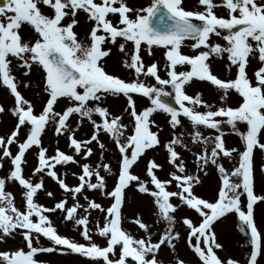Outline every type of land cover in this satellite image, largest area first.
Instances as JSON below:
<instances>
[{
	"label": "snow or ice",
	"instance_id": "6c2138e0",
	"mask_svg": "<svg viewBox=\"0 0 264 264\" xmlns=\"http://www.w3.org/2000/svg\"><path fill=\"white\" fill-rule=\"evenodd\" d=\"M218 8L226 14H218ZM80 13L91 23L84 39L75 30ZM25 25L34 36H25ZM213 36L224 43L213 42ZM105 45L118 48L129 79L107 70L105 62L112 48ZM185 46L193 54L185 53ZM142 47L149 55L154 47L165 50L163 77L158 62L145 64ZM214 58L226 60L229 73L235 68L234 76L214 74ZM252 59L259 67L250 76ZM33 67L43 72L46 100L39 111L20 90L21 85L30 87V82L16 74L22 69L20 76L28 77ZM194 78L213 86L219 103H209L199 91L188 94L186 87ZM0 87L14 98L8 111L16 118L10 132L0 135V168L5 160L11 165L7 174L0 176V242L19 235L22 245L0 250V264H48L36 257L54 252L80 254L94 264H165L160 253L164 248L176 252L175 241L181 239L176 225L180 222L186 226L185 242L199 264H239L218 254L223 245L218 242L215 224L228 215L236 217L240 232L250 234L247 264H258V257L264 255V232L254 216V206L264 202V195L255 191V154H264V0H197L192 9L184 7V0H150L137 8L128 0H2ZM169 88L178 107L167 99L171 97ZM134 94L147 98L150 104L138 110ZM120 96L126 98L128 122L107 104L109 97ZM62 99L66 104L57 110ZM5 111L0 105V114ZM157 112L168 116L171 131L166 140L161 139L162 126L152 118ZM73 116L78 118L76 127L71 123ZM85 121L91 134L77 138ZM189 126L190 131H183ZM49 127L57 137L66 136L71 152L56 147L49 154L42 141ZM226 127L240 137L241 148L227 145ZM22 129H26L23 139ZM203 130H209L208 134ZM102 136L118 152L115 172L105 156L108 149ZM93 143L99 149L98 162L81 163L77 156L88 160L96 154ZM193 146L199 150L193 151ZM33 147L37 163L26 176V154ZM156 149L165 152L164 163L148 158L143 175L135 172L147 152ZM185 151L192 152L193 169L187 165ZM234 157L238 159L231 169L221 163ZM68 164L80 168L78 174L73 173L78 178L75 185L68 184L56 170L58 165ZM209 165L215 166L220 181L212 199L195 191L202 182L200 174L207 175ZM259 170L264 174V162ZM44 175L58 184L65 193L63 198L55 200V193L45 188ZM111 175L115 180L109 188L107 178ZM34 176L40 178L34 180ZM9 182L19 186L20 204L7 187ZM130 187L150 198L151 221L140 212L125 215ZM86 190L99 192L110 203L105 206L89 198L84 195ZM40 191L55 200L53 206L38 201ZM182 207L193 210L198 219L184 216L178 220L176 213ZM57 211L82 242L59 231L52 219ZM93 212H99L100 218ZM125 222L137 226L136 232L125 228ZM42 239L49 243L43 244ZM171 264L186 261L177 254Z\"/></svg>",
	"mask_w": 264,
	"mask_h": 264
},
{
	"label": "rangeland",
	"instance_id": "374dc122",
	"mask_svg": "<svg viewBox=\"0 0 264 264\" xmlns=\"http://www.w3.org/2000/svg\"><path fill=\"white\" fill-rule=\"evenodd\" d=\"M150 0H128V4L131 7L137 8L146 6ZM197 0H184V7L186 9H192L196 6ZM45 11H48V9H45ZM218 14H226L225 10L223 8H218L217 10ZM79 19V25L75 28V30L78 32L79 37L81 39L86 38L87 33L91 27V23L86 19V15L84 13H80L78 16ZM115 20V17H113ZM23 33L26 37L34 36V33H32L29 26L25 25L23 28ZM213 42H220L224 43L222 40H218L215 36L212 37ZM191 41H186V44H190ZM105 47H111L112 53L111 55L106 58V68L109 72H113L116 74H119L122 78L129 79L130 73L127 69H124L121 65V60L123 58L122 54L118 51V48L114 45H105ZM129 48H131V44L128 45ZM187 54H193V51L185 46L182 49ZM164 49L159 47H154L152 50V55L148 54V51L146 48L142 47L141 55L143 56L145 64H150L153 61L158 62L161 65V71L160 75L163 77L165 75L163 71V64H164ZM226 60H221L218 58H214L211 61V66L214 74H217L221 78H230V76H234L235 74V68L232 69L231 73H229L225 68ZM259 67V63L256 59H252L251 64L248 67V73L251 76L254 69ZM186 70V69H181ZM23 70L20 69L16 71V74L20 79L29 81L30 87L24 88L23 85L20 86V90L22 93L35 105V108L37 111L40 110L42 103L46 100V94L42 91V77L43 72L38 67H33L32 72L30 76L23 77L20 76V73ZM151 80V78H148ZM151 82H155L152 80ZM171 93V95H174L171 88L167 89ZM199 91L203 93V99L208 101L209 103H219L218 96L219 93L207 82H202L197 79H193V81L186 87V92L190 95H195V93ZM134 100L136 103L137 109H142L145 106H148L150 104V101H148L147 98L143 97L139 94H134ZM231 102H235V97H233V100ZM66 104L65 100H60V102L57 105V110H60L64 107ZM107 104L110 107L111 111H113L116 114H123V119L125 122H128L130 117L127 113L124 112L125 107L127 106L126 98L123 96L120 97H109L107 100ZM0 105L4 106L6 111L2 114H0V135L10 132V130L14 127L16 118L11 114L9 109H11L14 106V98L10 95V93L3 87H0ZM153 119L157 122V124L161 125L163 128V132L161 133V139L166 140L169 138L170 128L167 124L168 116L167 114L163 112H157L153 114ZM77 117L73 116L71 118V123L74 127L77 126ZM183 119V118H182ZM185 125H189V122L184 119ZM241 130H244V126L240 125ZM155 130V129H154ZM190 126L183 131L186 133L190 131ZM227 130V127H226ZM91 126L90 124L85 121L82 126L79 127V130L76 132L77 138L84 139L90 136L91 134ZM205 134H208L209 130H203ZM26 132V129H22L20 132L21 139L24 138V134ZM102 140L105 141L106 148L108 149L105 152V156L107 160L111 161L112 167L114 172L117 169V158H118V152L114 150V145L108 140L107 137L102 136ZM226 143L229 147H237L241 148V140L240 137L232 133L230 130H227V134L225 136ZM43 145L48 148L49 154H52L56 147H59L61 150L65 152H71V149L68 147V142L66 139V136L62 135L57 137L53 129L49 127L47 131L42 136ZM91 147L94 149V154L91 156L88 160H84L82 156H77V159L81 161V163L88 162V163H96L98 162V152L99 149L97 148V145L93 143ZM180 150V149H178ZM199 149L193 146V151H198ZM12 151L15 152L16 148L15 146L12 147ZM36 148L33 147L27 154H26V160L27 163L24 165V174L26 176L31 175L33 168L35 167L37 160H36ZM165 152L161 149H156L152 151H148L146 156L139 162L138 167H134V171L143 175V169L145 167L146 160L148 158H155L157 162L164 163L165 159ZM183 156L187 162V165L189 169H193L194 166V160L192 152H183ZM237 157H234L233 159H224L221 161L222 164L228 169H231L236 163H237ZM106 160V162H107ZM255 162L257 165V170L255 173V191L257 194L264 195V174H261L259 170V165L264 162V154L257 152L255 154ZM4 166L3 168H0V176H4L9 171V168L11 167L8 160H5L3 162ZM167 168L168 166L165 165ZM57 172L61 176V178H64L66 182L70 185H75L78 183L77 176L73 175V173H79L80 168L76 164H68V165H58L57 166ZM163 175V174H161ZM201 175V184L198 185L195 189V191L200 194L201 196L205 198L212 199L218 189L219 186V174L213 165H209L207 168V175H204L203 173ZM34 180L39 179V176L32 177ZM45 188L47 190H51L55 193V200H58L60 198H63L65 193L58 187V184L52 180L47 175L43 176ZM115 180V175H111L107 178V183L109 188L113 185V182ZM8 189L13 191L16 195V201L17 204L21 203V196H20V188L18 185L13 184L9 182ZM84 195H87L89 198L96 199L97 201L101 202L103 205L107 206L110 203V199L107 197H103L99 192L95 191H85ZM37 199L40 203L46 205V206H53L55 203L54 199H51L46 196L44 191H40L38 193ZM69 204L72 203L71 199L69 198ZM81 203H84L83 198L80 199ZM177 202V201H174ZM137 212H140L143 214V217L146 221H151L153 218L152 214V207L150 198L146 195L138 193L134 187H130L126 190V203L124 206V213L125 215L131 217L135 215ZM92 215L99 219L100 213L99 212H93ZM177 218L180 220V218L184 216L192 217L194 220L198 219L197 214L193 210H189L187 208H181L177 213ZM254 216L256 219L257 224L260 226V229L262 232H264V202H258L257 205L254 206ZM53 221L57 224L59 231L62 234L74 237L77 241L82 242V237L79 235V233L75 230H73L71 224L65 225L62 222V217L59 211L57 213L52 215ZM237 219L234 215H228L226 218H222L219 222L215 224V232L217 234L218 242H220L223 245V248L221 250H218V254L223 258H233L236 259L239 264H247V259L249 257L250 253V246L246 247L244 244V239L240 235V233L237 230ZM124 227L136 232L137 226L130 224L128 222L124 223ZM176 230L181 233V239L175 241L176 244V252H172L168 248H164L162 252L160 253V257L165 261V264H171V262L174 260V257L178 254L180 258L184 259L186 261V264H199L198 258L194 255L193 251L187 246L185 239H186V226L182 224V222L177 223ZM142 234V233H140ZM96 241L100 244H103L104 241L99 237H94ZM193 238V243H194ZM42 243L47 245L49 242L46 239H42ZM21 245V237L17 235L15 239H8L6 242H0V250L2 249H14L16 247H20ZM38 260L46 261L48 264H94L93 260L90 258H86L81 256L80 254H74L71 252H65V253H48V254H39L36 257ZM258 264H264V255H261L258 257Z\"/></svg>",
	"mask_w": 264,
	"mask_h": 264
},
{
	"label": "water",
	"instance_id": "95a60500",
	"mask_svg": "<svg viewBox=\"0 0 264 264\" xmlns=\"http://www.w3.org/2000/svg\"><path fill=\"white\" fill-rule=\"evenodd\" d=\"M0 3H2V0H0ZM167 99H169V101L173 104V106H175L176 107V105H175V103H174V98H172V97H169V98H167ZM178 106V105H177ZM240 226L238 225V228H239ZM242 233V232H241ZM245 237H246V239H247V243H246V245H249L250 244V242H251V238H250V235L247 233V232H243L242 233Z\"/></svg>",
	"mask_w": 264,
	"mask_h": 264
}]
</instances>
